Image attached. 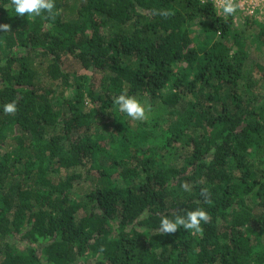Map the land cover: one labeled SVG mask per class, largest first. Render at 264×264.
<instances>
[{"label": "trees", "instance_id": "1", "mask_svg": "<svg viewBox=\"0 0 264 264\" xmlns=\"http://www.w3.org/2000/svg\"><path fill=\"white\" fill-rule=\"evenodd\" d=\"M61 2L52 19L0 0V105L17 102L0 108V264H264V61H246L264 24L199 0ZM125 89L147 120L113 105ZM196 207L202 232L158 233Z\"/></svg>", "mask_w": 264, "mask_h": 264}, {"label": "clouds", "instance_id": "2", "mask_svg": "<svg viewBox=\"0 0 264 264\" xmlns=\"http://www.w3.org/2000/svg\"><path fill=\"white\" fill-rule=\"evenodd\" d=\"M12 11L19 16H27L35 18L42 15L55 19L56 15V0H11ZM238 10V5L235 0H218L217 11L224 17L234 15ZM154 15L168 16L171 14L168 9L153 10ZM10 25L0 23V29L8 31ZM112 103L117 110L124 113L127 117L135 121H145L149 118L151 106L142 101L138 96L130 94L127 89L115 95ZM2 111L6 114H15L17 111V102L12 100L0 105ZM202 196L205 202H209L208 189H202ZM210 219L209 212L204 207H196L185 210L183 214L174 216H162L159 221L160 234L175 233L179 228L184 230H192L202 232V225Z\"/></svg>", "mask_w": 264, "mask_h": 264}, {"label": "rangeland", "instance_id": "3", "mask_svg": "<svg viewBox=\"0 0 264 264\" xmlns=\"http://www.w3.org/2000/svg\"><path fill=\"white\" fill-rule=\"evenodd\" d=\"M61 5H59L60 9L62 7H68L71 5H77L79 6L81 4L80 0H67V1H63L61 0ZM239 5V4H238ZM255 6V10H253L252 13H249ZM75 8V7H74ZM216 15H221L218 13L217 9L214 8ZM73 12L74 9L68 13L69 16H73ZM223 16V15H221ZM206 21L207 19L204 18ZM233 22L235 26H240L242 25V23H244L245 20H256L259 22V24H264V0H253V2H249V3H243V6L240 7L238 6V10L237 12L234 14V18H233ZM193 27V31H194V35L195 36H200L201 38H205L208 39V37L210 36L208 33L205 32L204 30V24L203 22H196L194 25H192ZM214 39L219 38L218 35H213ZM230 41L232 42L233 39L231 38ZM249 42V40H248ZM252 42H249L250 45V49L248 50V54L246 57V61H247V66H250L252 63L254 62H262L264 61V51H260V50H254V48L251 47ZM6 144L10 145L9 141L5 142ZM2 147H4L5 149L8 148L9 146L3 145ZM106 163V161H105Z\"/></svg>", "mask_w": 264, "mask_h": 264}, {"label": "built area", "instance_id": "4", "mask_svg": "<svg viewBox=\"0 0 264 264\" xmlns=\"http://www.w3.org/2000/svg\"><path fill=\"white\" fill-rule=\"evenodd\" d=\"M199 1L202 2V3H210L212 5V7L216 8V9L218 7V0H199ZM249 2H253V0H235V3L237 5L239 4L238 6H240V7L243 6V3H249ZM255 9L256 8L254 6V8L249 13H252L253 10H255Z\"/></svg>", "mask_w": 264, "mask_h": 264}]
</instances>
